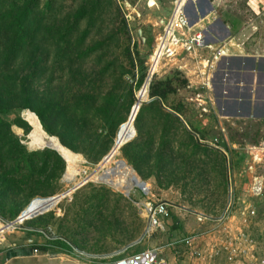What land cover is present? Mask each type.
I'll use <instances>...</instances> for the list:
<instances>
[{
    "label": "rangeland",
    "instance_id": "rangeland-1",
    "mask_svg": "<svg viewBox=\"0 0 264 264\" xmlns=\"http://www.w3.org/2000/svg\"><path fill=\"white\" fill-rule=\"evenodd\" d=\"M118 1L0 0V177L14 173L9 148L16 144L27 151L53 146L66 162L64 170H55L54 177L49 171L38 176L37 184L21 182L24 178L18 175L14 177L21 180L19 183L7 184L9 180L0 179V189L7 187L5 197H0V214L15 219L25 210L18 226L26 222L19 223L21 219L33 218L38 229L59 237L77 253L106 256L102 262L118 252L155 248L171 264H239L226 260L224 245L240 229L250 235L258 253L264 256L261 117L240 115L229 121L222 117L226 142L219 124L209 116L219 115V98L229 99L234 94L228 86L234 83L227 80L228 73L223 82L216 74L224 66L236 65L230 61L223 64V57L219 58L210 75V89L200 84L203 76L198 68L202 66L191 53L166 55L161 62L154 57L150 65L155 30L147 19L158 12L146 8L143 0H129L140 16L124 22ZM245 1L223 0L219 17L229 24L230 31L253 19L246 34L245 52L261 54L264 14L260 8L255 15ZM24 3H28L27 25L18 32L13 23ZM167 7L165 0L161 12L167 14ZM129 12L135 15L133 8ZM17 36L25 44L16 51L11 41ZM253 67H260L264 73V62L254 63ZM148 73H153L149 83L178 77L186 80L188 89L173 81L176 90L161 100L149 97L148 83L146 99L139 101L134 110ZM260 93L254 95L258 102ZM82 97L93 98L91 106L81 103ZM49 98L67 117L74 113L86 116L83 132L88 139L99 141L95 147L87 146L84 151L67 148L56 135L63 131L64 120L53 123L51 114L45 112L44 118L53 131L50 135L33 108L24 107L30 102L43 111L46 106L41 101ZM141 106L146 108L136 123ZM221 106L223 115L233 108L223 101ZM158 107L178 116L183 127L177 131L165 121ZM257 108L260 114L261 104ZM131 110L130 118L120 125ZM196 132H203L206 137L200 139ZM214 138L217 147L206 143ZM126 141L135 144L137 154L151 151L161 155L163 163L158 165L162 171L153 163L154 157L142 159L141 164L148 168L153 163L146 180L151 192L165 201L169 210L165 231H155L138 242L147 219L135 203L142 196L138 188L127 195L140 179L123 152ZM254 183L258 191L252 190ZM39 198L36 212L43 213L31 218L29 206Z\"/></svg>",
    "mask_w": 264,
    "mask_h": 264
},
{
    "label": "built area",
    "instance_id": "built-area-1",
    "mask_svg": "<svg viewBox=\"0 0 264 264\" xmlns=\"http://www.w3.org/2000/svg\"><path fill=\"white\" fill-rule=\"evenodd\" d=\"M166 1L168 2V12L164 14L161 12V6L165 3V0H143L146 8L158 12L156 16L147 19V22L155 30L153 48L149 56L150 65L151 58L153 59L154 57H156V61L160 59L161 62L166 58V55H176L181 51H185L186 54L191 53L194 55L196 63L202 66L198 68V72L203 76L200 84L210 89V74L213 73L214 66L219 58L236 54L246 56L255 55V53L248 54V52H245L246 40L248 38L246 34L252 20L251 18H249L248 21L240 23L233 32L220 40H217L218 36L216 37L209 32V27L219 19L220 14L218 13V9L223 0ZM118 3L122 16L126 21L135 18L134 16H140L138 10H136V5L133 7L129 0H119ZM245 3L250 10L255 13L256 6H254L253 0H246ZM130 8H133L135 15L129 12ZM203 61H206V65H204ZM254 71L256 73L259 69H254ZM152 74L150 76L147 75L149 79ZM230 118L231 117H225L228 121ZM218 124L224 136V141L228 142L227 136L224 133V123L219 120ZM260 126L262 130H264V111L260 118ZM216 142L217 138L206 141V143H210L214 146H216ZM136 188H138L142 196L136 199L135 203L144 212L147 219L146 225L142 231L144 232L142 238L151 235L155 231H165V220L169 217L168 204L157 198L151 192V184L147 180L140 178L139 184L133 185L128 194H131ZM147 201L149 203H147ZM26 219H21L19 223H22ZM8 220L11 219H7L0 215V242L4 239V234L7 231L17 227L10 224ZM42 232L44 231L42 230ZM45 233L47 234L46 231ZM47 236L52 238L51 235L47 234ZM224 246L226 250V260L229 263L264 264V256L258 253L255 242L250 235L242 231V229L238 230V233L230 236L227 244ZM33 252H38V249H33ZM79 253L83 254L80 251L78 254ZM99 258L105 259L107 257L100 256ZM110 258L111 259L101 264H171L167 259L159 256L155 248H144L138 251L132 250L124 254L118 252L110 256Z\"/></svg>",
    "mask_w": 264,
    "mask_h": 264
},
{
    "label": "trees",
    "instance_id": "trees-1",
    "mask_svg": "<svg viewBox=\"0 0 264 264\" xmlns=\"http://www.w3.org/2000/svg\"><path fill=\"white\" fill-rule=\"evenodd\" d=\"M27 4L28 3H24L23 5L19 6V8H20L19 12L17 13V15L15 17V21H14L15 23H13L15 28H16V24H17L18 28L16 30L18 32H20L22 29H24L27 25L25 22L26 11L28 10ZM118 11H120V10L118 9ZM121 17H122V14H121ZM122 19L125 22V19L123 17H122ZM11 42L13 43V48L16 51L21 50L23 45L25 44L24 39L22 37H19V36H17V38L15 40H12ZM150 75H151V73H149V76ZM143 78H144L143 75L139 76L137 86H139L141 84ZM145 81H146L145 85L143 86V88H141L139 90L140 92L137 95V100L140 99V101H143L147 97V85L149 83V78L146 77ZM173 81H176L178 85L181 84V86H185L186 89H188V83L186 82L185 79H181L178 77H165L163 79H155L149 83V86H148L149 97L150 98H159L161 100H165L167 95H169L170 93H172L173 91L176 90V87H174L172 85ZM82 98H83V100H81V103L85 104L87 108L89 106H91L90 104H92L93 98H88V97H86V98L82 97ZM135 101H134V103H135ZM41 102L43 104H45V106H46L45 110H43V111L40 110V107L36 108L30 102H26L24 104V107L33 108V110L37 114L38 119L40 120V123H41L43 129L50 135H53V131L50 128V125L48 124V122L44 118V116L46 115L45 112L51 114L50 118H51V120H53V123L58 122V120H60V119L64 120L62 123V125H63L62 130L63 131L62 132L59 131L56 134L59 137L58 139L60 140V142L64 146H66L67 148L74 150V151H79L80 149L84 151L85 149H87V146H90V148H93L99 142L97 139H88L87 136L85 135V133L83 132L84 126L87 122V118L84 114L76 116L74 113L72 116L67 117L64 114L63 110L57 104H54L52 102V98H49L46 101H45V99H43ZM132 108L133 107H131V109ZM144 108H146V107H143V106L140 107V110H139V112L135 118L136 123L140 120L141 113L143 112ZM36 109H38V110L36 111ZM135 109H138L137 104L135 105L134 110ZM158 109L162 113V115L164 116L165 121L171 123L177 131H178V129L183 127L182 121H180L178 116L173 115L170 112L164 111L159 107H158ZM132 110L130 111V113L126 119L121 120L119 122L120 125L125 123L130 118ZM173 110L176 112L177 115H180L183 117L181 111L178 108H174ZM27 111L29 113H32L29 109H27ZM32 114H34V113H32ZM98 116L102 119L101 115H98ZM209 116L212 118V120L215 123L218 124L219 119L217 118V116L215 114L211 113ZM28 130H29V126H28V129H26V132H28ZM139 131H140V127L137 125V132H139ZM165 132H166V130H165ZM176 132L174 133V135L176 134ZM196 133H198L200 139H204L206 137V134H204L203 132L202 133L196 132ZM112 148H113V144H112L111 149ZM111 149L109 150V152L111 151ZM9 152L12 154L9 156L12 157L14 160L13 164L10 165V168L14 169V173L12 174L11 172H9L8 174H3L0 177V179H2V180H9V182L7 184H10V183L16 182V181H18V183H19L21 181V180L15 178L14 175H18V176H20V178H24L23 181H21V182H27V184H29V182H33V183L37 184V181H35V179L38 176H40L41 174L45 173L46 171H49L50 176L54 177L56 174L55 170L58 169V170L62 171V170H64V168L66 166V162L64 161V159L62 157L63 155L61 154L62 155L61 156L57 151H55L52 148H48V147H44V148H41L39 150L27 151L25 149V147H23V146L19 147L16 144V145H13L9 148ZM101 152H102V150L99 151L97 154H100ZM123 152H124L125 156L129 159V161L132 164V167L134 168L135 172L143 180H146V175L151 174L150 169L154 166L153 163L154 164L156 163L158 168L160 169V171H162V167L160 165H158V163H163V160L161 158V155H157V153L154 154L151 151H145L143 154H141V153L137 154L135 151V144L131 143V142H127L123 146ZM34 157H35V159H33ZM149 157L150 158L154 157L155 161L151 165H148L147 166L148 168H144L141 164V160L142 159L149 160L148 159ZM6 193H7V187L4 186V189H0V197H5ZM39 205H40V198L34 200L30 204L29 208L32 209L31 213L36 214L37 213L36 210H37V207ZM0 215H2V214H0ZM57 242L65 245L66 247L68 246L66 243H64L63 241H60L59 239L57 240ZM41 248L43 250H46V249H48V246L42 245Z\"/></svg>",
    "mask_w": 264,
    "mask_h": 264
},
{
    "label": "crops",
    "instance_id": "crops-1",
    "mask_svg": "<svg viewBox=\"0 0 264 264\" xmlns=\"http://www.w3.org/2000/svg\"><path fill=\"white\" fill-rule=\"evenodd\" d=\"M253 3L254 6H256L255 13H257L254 14L258 16L260 8L262 11L261 14H264V0H253ZM261 5L262 7H260ZM253 23L254 22L252 19V24ZM227 29L229 30V33L235 30L234 29L233 31H230L229 24L219 17V19H217V21H215V23L209 27V32H211L216 37L218 36L217 40H220L228 36L229 33H226ZM252 57L255 58L254 63H256L257 65L264 62V52L261 54L259 52H255V55L252 56L236 54L223 57V64L226 61H230L236 66H228L231 70H229L228 67L225 68L226 66H224L223 70L219 71V73L217 72L218 74H216L217 76L219 75V81L223 82L222 78L226 76V73H228L227 80H231L234 82L230 85L227 84L228 86H230L229 88H231L234 92V94L230 95L231 98H219V100L217 101V106L220 109L219 111H217L220 112L219 115H217V118L219 120H225L221 115L223 114V108L221 106L222 101L224 104L231 105L233 107L231 109H239L242 104H244V107L248 108L251 113L254 112L255 109H258L257 106L260 104L255 100L254 95L258 91L261 92L259 88L260 76H258L259 71H256L255 81L254 83L251 82V72L254 71V67L250 66L251 62L253 61ZM243 87H246L247 90ZM240 91H243V93L240 94ZM224 112L226 113L227 111ZM33 222V218L28 220L26 219L24 226L19 225L15 229H11L4 234V239L0 242V264L103 263L102 261L104 260L102 258L91 256L89 257L86 254H78L77 250L68 247L69 245L66 247L63 244L58 243L57 240H60L59 237H48V233L46 234L44 230V232H42V229H38V226H36ZM42 245H47L48 249L43 250L41 248ZM33 249H38V252H33Z\"/></svg>",
    "mask_w": 264,
    "mask_h": 264
},
{
    "label": "water",
    "instance_id": "water-1",
    "mask_svg": "<svg viewBox=\"0 0 264 264\" xmlns=\"http://www.w3.org/2000/svg\"><path fill=\"white\" fill-rule=\"evenodd\" d=\"M226 33L228 34L229 33V30L227 29V31H226ZM252 62H251V64H250V66L251 67H253V64H254V62H255V58L254 57H252ZM260 65V64H259ZM259 70H260V67H259ZM258 76H260V79H259V82H260V86H259V88H260V91H261V93H260V101H259V104H261V107L264 109V103H263V100H264V73H262V71H259L258 72ZM255 77H256V75H255V72L254 71H252L251 72V82L252 83H254V81H255ZM244 88V87H243ZM244 89H246V87L244 88ZM247 90V89H246ZM220 110V109H219ZM262 114H263V112H261L260 114L257 112V109H255V111L254 112H250V110L248 109V108H246V107H244V104H242L241 106H240V108L239 109H233V110H231V111H229L228 110V113L226 112V115L227 116H224L223 114H221L223 117H240V115H247V116H257V115H259L260 117L262 116ZM134 133H135V130L133 131V135H134ZM128 141V140H127ZM126 141V142H127ZM47 147H50V146H47ZM50 148H52V147H50ZM52 149H54V148H52ZM104 158V157H103ZM103 158H102V160H103ZM102 160H101V162H102ZM122 162H124V161H122ZM133 169V168H132ZM133 171L135 172V170L133 169ZM65 173V172H64ZM136 173V172H135ZM137 174V173H136ZM139 177V176H138ZM140 178V177H139ZM75 187H77V186H75ZM60 194L61 193H59V194H57V196H60ZM127 195H128V193H127ZM53 197V195L52 196H48V197H44V198H52ZM147 203H149L148 201H147ZM24 211L25 210H22L21 211V213L19 214V215H17V217L15 218V219H12V220H8V222L10 223V224H13V225H15V226H18V223H17V221H18V219H19V217H21V216H23V214H24ZM33 217V216H32ZM143 234H144V232H142V234H141V236L139 237V239H137V241L136 242H138V241H140L141 239H142V237H143Z\"/></svg>",
    "mask_w": 264,
    "mask_h": 264
},
{
    "label": "bare ground",
    "instance_id": "bare-ground-1",
    "mask_svg": "<svg viewBox=\"0 0 264 264\" xmlns=\"http://www.w3.org/2000/svg\"><path fill=\"white\" fill-rule=\"evenodd\" d=\"M203 62H206V61H203ZM211 75V74H210ZM146 83V82H145ZM217 95V94H216ZM221 99V98H220ZM139 101H140V99H138V101L135 103V104H139ZM231 110H233V109H230L229 111H231ZM228 112V111H227ZM243 116V115H242ZM132 136H133V134L132 135H130L129 136V138L127 139V140H129V139H131L132 138ZM50 147H52V148H54L53 146H50ZM56 151H58L56 148H54ZM59 152V151H58ZM60 153V152H59ZM60 155H61V153H60ZM62 156V155H61ZM65 173H66V170H65ZM65 173H64V175H63V178L65 179ZM138 176V175H137ZM139 178V177H138ZM140 179V178H139ZM259 187H257L256 186V183L254 184V187H253V189H254V191H258L259 189H258ZM39 213H43V212H39ZM39 213H36V214H39ZM36 214H32L31 215V217L32 216H34V215H36ZM18 223V222H17Z\"/></svg>",
    "mask_w": 264,
    "mask_h": 264
}]
</instances>
